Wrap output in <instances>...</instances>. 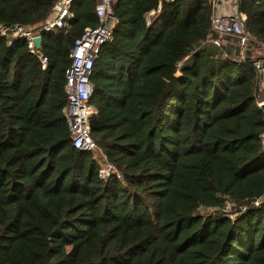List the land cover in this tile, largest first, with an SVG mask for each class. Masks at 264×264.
Listing matches in <instances>:
<instances>
[{"label":"trees","instance_id":"trees-1","mask_svg":"<svg viewBox=\"0 0 264 264\" xmlns=\"http://www.w3.org/2000/svg\"><path fill=\"white\" fill-rule=\"evenodd\" d=\"M55 2L0 0V28L39 25ZM95 6L77 0L67 31L42 34L47 68L0 31V264H264L253 57L237 63L206 42L208 0H120L91 76L98 150L82 151L64 113L66 71L76 40L99 23ZM239 9L264 46V0ZM225 196L262 204L236 219L200 213Z\"/></svg>","mask_w":264,"mask_h":264},{"label":"built area","instance_id":"built-area-1","mask_svg":"<svg viewBox=\"0 0 264 264\" xmlns=\"http://www.w3.org/2000/svg\"><path fill=\"white\" fill-rule=\"evenodd\" d=\"M77 0H56L50 16L41 24L35 26L16 25L13 28L3 26L0 28L1 34L9 36V45L14 41L25 40L28 42L30 51L36 55L43 64L48 66V58L41 49L37 48L34 40L42 36L43 33L65 32L70 27L71 21L75 18L73 7ZM120 0H96L95 12L99 18V23L95 28H88L84 34L76 40L71 53L72 63L66 71V95L67 104L64 109L66 119L69 124L70 136L75 148L82 151H97L98 147L91 136L90 120L96 114L95 108L91 105L93 98V86L91 76L94 63L99 56L102 47L111 38L117 23V18L113 11L114 4ZM178 0H161L164 4H174ZM208 0L211 13L212 32L207 38V43L218 47L227 46L223 51L224 58H230L234 62H245L251 56L252 34L246 26V17L239 9L240 0ZM236 1V2H235ZM234 2V3H231ZM234 5V8L227 9L226 5ZM161 9L151 11L147 14L149 26H156L161 22ZM226 39L236 40L234 46H229ZM264 47V46H263ZM237 50L230 54L231 49ZM254 66L257 77L262 83L264 81V60L255 59ZM183 61L178 62V74ZM264 99L259 98V104ZM103 176H109L113 171L112 165L106 163L104 158ZM115 172V171H113ZM225 205L220 210H214L216 215L221 214L230 219H236L239 212H246L251 206L259 207L261 199H257L248 205H239L229 197H223ZM234 212L235 216L232 214Z\"/></svg>","mask_w":264,"mask_h":264},{"label":"rangeland","instance_id":"rangeland-1","mask_svg":"<svg viewBox=\"0 0 264 264\" xmlns=\"http://www.w3.org/2000/svg\"><path fill=\"white\" fill-rule=\"evenodd\" d=\"M221 2H222V0H220ZM228 2H230V0H228L226 3H228ZM236 2V1H235ZM231 3H234V2H231ZM226 8L227 9H233L234 8V5H226ZM227 40V42L228 43H226L227 45H229V46H231V44H232V46H234V44H235V40H233V41H230V39H226ZM251 47L255 50V47H256V51L257 50H259V48H257L258 46L257 45H255V44H251ZM253 49L251 50V53H252V55L253 54H255V52L253 51ZM258 54H260V55H262L263 54V52H261V53H257V54H255V57H253V58H255V59H261V58H264L263 56H260L259 57V55ZM264 60V59H263ZM259 98L260 99H264V81L261 83V85H260V88H259ZM239 205H241V204H243V203H238ZM249 203H245V205H248ZM200 213L201 214H203L204 216H206V217H210V216H214L215 215V213H214V210H212V209H203V210H201L200 211ZM234 216H235V214H234V212L232 213Z\"/></svg>","mask_w":264,"mask_h":264},{"label":"water","instance_id":"water-1","mask_svg":"<svg viewBox=\"0 0 264 264\" xmlns=\"http://www.w3.org/2000/svg\"><path fill=\"white\" fill-rule=\"evenodd\" d=\"M211 15V13H210ZM42 41H43V38L42 36H39L37 37L34 42H35V45L37 46V48L41 49L42 48ZM259 108L263 111L264 113V101L262 103L259 104ZM263 143H264V135H263Z\"/></svg>","mask_w":264,"mask_h":264},{"label":"crops","instance_id":"crops-1","mask_svg":"<svg viewBox=\"0 0 264 264\" xmlns=\"http://www.w3.org/2000/svg\"><path fill=\"white\" fill-rule=\"evenodd\" d=\"M226 42H227V40H226ZM235 43H236V40H235ZM252 44H253V43H252ZM254 44L258 46L257 48H259V50H257V51H256V47H255V50L253 49V51L255 52V54L263 52L262 55H260V54H258V55H259V57H260V56H263V57H264V47L261 46V45H258V44H256V43H254ZM253 48H254V47H253ZM234 51L237 52V50H236L235 48H232V49H231V52H234ZM255 54L252 55V53H251V56H252V57H255ZM261 59L263 60L264 58H261Z\"/></svg>","mask_w":264,"mask_h":264}]
</instances>
